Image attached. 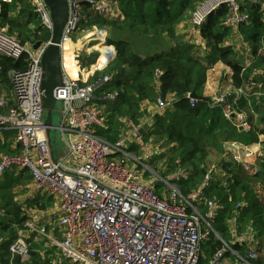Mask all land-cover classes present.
<instances>
[{"label": "built area", "instance_id": "obj_1", "mask_svg": "<svg viewBox=\"0 0 264 264\" xmlns=\"http://www.w3.org/2000/svg\"><path fill=\"white\" fill-rule=\"evenodd\" d=\"M66 1L67 20L59 43L62 82L53 90L61 114L57 128L65 143L61 158L56 157L54 140L49 146L45 135L41 58L46 42L32 49L30 44H22L8 34L0 22V55L14 60L24 57L26 62L25 69L8 72L9 91L0 87V135L11 132L16 148L19 147L13 153H0V178L14 168L26 170L33 188L54 201L49 208L28 213L29 218L9 244L8 263L0 264H13L15 258L28 261L31 243L42 245L43 260L38 264H202L203 244L210 240L219 242V246L205 264H223L230 255L237 264H262L259 262L260 257L264 258V246H259L257 233L250 225L239 231L237 213L226 221L228 240L214 228L222 206L208 196V190L214 173L220 171L217 164L211 163L199 184L183 195L178 182L189 176V169L168 172V167H164L161 172L156 171L150 157H143L148 148L140 147L139 131L142 123L153 130L152 117H146L141 124L122 120L124 126L113 142L99 134V128L107 127L106 109L119 97L118 90L110 88L114 73L92 77V71L80 68L74 55L79 52L70 44L84 19V3L100 13L110 9L104 0ZM11 2L0 0V10L2 3ZM30 2L36 19L51 34L52 21L44 0ZM243 2L259 6L264 22V0H205L192 11L190 23L200 27L220 5H226L228 12L222 23L244 43L239 27L249 23V14L241 10ZM114 55V51H109L104 58L111 60ZM71 59L76 71L72 70ZM250 64L251 55L241 63L242 71ZM226 72L231 74L230 69ZM255 72L263 76L260 69ZM160 73L157 70L156 77ZM247 83L255 84L256 91H248ZM247 83L231 91V103H227L228 91L224 90L210 95L208 102L211 108L219 107L230 125L243 132L252 128L247 114L237 108L239 100L253 97L260 102L264 97L259 78ZM190 94L187 92L184 97L194 106L197 99ZM177 100L174 96H158L153 113L171 109ZM148 138L150 144L146 146L153 147V153L159 152L154 139ZM263 143L258 140L252 151L251 143L228 139L223 142L224 159L255 175L264 165ZM138 146L143 151L141 155L137 154ZM250 154L255 155L253 160L246 159ZM221 173L223 177L225 173ZM222 185H226L225 180ZM261 192L262 189H255L256 194ZM242 206L244 202L238 201L235 209ZM236 245L250 246L251 250L243 256Z\"/></svg>", "mask_w": 264, "mask_h": 264}, {"label": "trees", "instance_id": "obj_2", "mask_svg": "<svg viewBox=\"0 0 264 264\" xmlns=\"http://www.w3.org/2000/svg\"><path fill=\"white\" fill-rule=\"evenodd\" d=\"M98 1V0H94ZM122 13V18L110 16L103 12L90 10L84 3L85 16L81 21L80 29H105L108 38L107 46H113L115 55L104 68L97 70L95 75L114 73V81L110 88L119 92L118 100L109 106L107 111V127L99 128L98 132L106 140L113 142L122 126L121 120L129 119L139 124L145 117V109L141 107L143 101L154 103L158 96H174L178 100L171 109L153 115L154 143L158 159L166 158L168 172L179 168L190 170L186 179L178 182L181 193L187 195L201 181L206 169L211 163L217 164L223 171L214 173L212 186L208 196L214 198L222 206L214 221V228L224 239H229L226 221L232 214H238L239 231L250 225L257 233L259 246H264V190L260 195L255 193L256 179L264 181L263 169L252 177L243 169L234 166L224 159L223 142L234 138L245 143H251L257 138V133H264V127L251 129L248 132L238 131L225 119L219 107L211 108L208 105L209 97L203 94L207 71L211 64L221 62L230 69L232 84L235 88L248 80L262 81L264 87V22L259 6L243 2L241 10L249 14V23L240 25L239 29L244 40L252 47L251 64L242 71L240 63L234 59V50L227 44L231 30L223 25V19L228 12L226 5H220L212 12L200 27L199 34L208 47L203 62L194 52L192 43L183 41L176 36L177 25L186 20V13L192 11L205 0H113ZM30 0H12L11 3H2L0 22L6 27L10 35L17 37L22 44L36 41L47 42L50 32L44 29L32 12ZM189 17V16H188ZM171 40L167 48H163L164 40ZM98 59L97 65L105 63L108 51ZM159 49V50H158ZM24 57L14 60L0 55V82H7V72L22 70L26 67ZM94 58L89 56L86 63H93ZM83 67V66H82ZM90 67H88L89 69ZM254 69H260L263 76H251ZM92 69H90L91 71ZM161 73L156 77V71ZM102 72V73H101ZM85 74V73H84ZM85 76V75H84ZM198 95L194 106H190L187 93ZM230 98V97H229ZM228 98V99H229ZM231 99V98H230ZM229 99V101H230ZM238 110H260L264 108V97L260 102L253 97L240 99ZM259 122L264 116H258ZM257 130V131H256ZM6 134V133H5ZM11 134V133H7ZM147 135V137L149 136ZM13 135V134H12ZM0 153H13L12 144L0 141ZM10 147V148H8ZM19 148V147H17ZM215 155L217 161L209 160ZM21 171V172H20ZM31 182L26 170H19ZM19 172L6 171L0 178V262L8 263L10 253L9 244L16 237L17 229L29 218L28 213L34 209L44 210L53 206L50 196H26L23 201H16L18 188L24 184ZM26 172V173H25ZM225 175L216 178L219 175ZM226 185H222V181ZM256 184V183H255ZM264 184V183H263ZM26 185L21 186L24 190ZM18 189V190H17ZM243 201L244 206L235 209V204ZM29 210V211H28ZM219 246V242L209 241L204 247L206 256L210 257ZM244 255L242 247L235 246ZM42 245L31 243L30 259L21 262L18 258L13 264H38L42 262ZM263 259V260H262ZM261 263L264 258L260 257Z\"/></svg>", "mask_w": 264, "mask_h": 264}, {"label": "crops", "instance_id": "obj_3", "mask_svg": "<svg viewBox=\"0 0 264 264\" xmlns=\"http://www.w3.org/2000/svg\"><path fill=\"white\" fill-rule=\"evenodd\" d=\"M104 2L107 4V6L109 7V9H113L115 11V13H110L108 11L105 12V13H107L110 16H113V17L122 18V13H121V11H120V9H119L116 1H113V0H104ZM32 12L35 15L33 8H32ZM84 13H85V11H84ZM189 14H190V12L188 11L186 13V15H185L187 19L184 20V21H182V22H180L177 25V27H176V36L182 37L183 38V41L192 43L194 45V49L193 50L196 53V55L203 62H205V60H206L205 59V55L207 54L208 47H206L204 40L201 38V36L199 34V29L198 28H195V27H193L191 25V23H190V17H188V16H190ZM84 30H87V29H83L82 31H84ZM91 30L89 31V29H88V32L86 34H84V37L82 38V40L74 39L75 42H77V43L80 41L81 47L76 48L75 45H77V43L75 44L74 42H72V45H73L72 47L74 49H77V51L79 52L78 54H76V53L74 54L76 56L75 60H77L79 63H86V59L89 56H91V57L94 58V60H93V63L88 66V67H90L88 69L89 72H90V69H92V68H93L94 71H96V69H97L100 72L101 70H103L106 67V66H104L105 63L103 65H101V66L97 65L98 59L104 54V52H103L104 49L108 50L107 48L110 47V48H113L112 50L114 52H115V49H114L113 46H107L105 44V40L108 38V32L105 29L94 28L92 31ZM239 33L242 35V33H241L240 30H239ZM42 43H45V42H42ZM170 43L171 42H168L167 40L166 41L164 40V44L162 45V47L163 48L164 47L167 48ZM226 43L227 44H231L233 46L234 59L240 63L239 64L240 66H241V63L244 61V58H246V57L248 58L250 55L252 57V47L248 43H246L245 40H244V43H243V41L239 38V36H237L236 33H233V31L230 33L229 37L227 38ZM26 44H30L31 47H32V44L31 43L27 42ZM89 46H92V50L91 49H88ZM249 46H250L251 49L249 48ZM108 53H109V51H108ZM239 53L240 54H243L244 53V54L239 57ZM105 62H106V60H105ZM226 68H227L226 65L223 64V63H221V62H219V61L216 62V63H214V64H211L210 65V68L207 71V78H206V82L204 84L203 94L205 96H208L209 97L211 95V93L213 94V93L219 92L221 90L228 91V95L226 97V101H227V103H231L232 100H233V97H234L231 91L235 87L232 84L231 74H229L228 72H226ZM212 71H215L217 74H218L217 71H219L220 73L222 71V73L220 74V76H216L215 75L216 77L212 78V76L210 75L211 74L210 72H212ZM224 72H226L227 74L225 73V75H224L225 76V79L222 80L221 79V76H222V74ZM251 76H254L255 78H257L258 77L257 76V72L252 73ZM209 78H211L210 85H209ZM248 82H249V80H248ZM243 83H247V81L246 82L244 81ZM2 84L3 83L0 84V87L1 88H3V85ZM247 84L250 86V87L248 86V91H250V92L256 91L257 88H256V85L255 84H253V83H247ZM9 89H8V91H9ZM228 98L230 99V101H229ZM247 98H251V97H247ZM152 106H153V103H151L149 101H143L142 102L141 107L143 109H145V112H146L145 117H152L153 118V115L155 113H153L154 109H153ZM259 109L262 110V111H264L263 108H259ZM240 111L245 112L246 110L245 109H242ZM249 112L251 113V110H249ZM247 114L249 115V113H247ZM248 120L250 121L251 128L253 130H254V128H258L260 130V127H262V125H263V120L259 122L258 117H257L256 121L255 120L253 121V120H250V119H248ZM139 124H141V123H139ZM141 126L142 127L140 128V131L139 132H140V139L142 140V139H145L150 132L154 131V127H153V130H150V126L147 125V124H143L142 123ZM121 130H122V127H121ZM121 130H120V133H121ZM261 134L264 135V133H260V131H259V133H257V138L253 142H251V146L250 147H251L252 151H255L256 150V146L257 145L255 143L259 140ZM254 157H255V155H253V154H250L248 156L246 155V159L247 160H253ZM30 185H31L30 187L32 188V194L29 195L28 193H25L24 192V189L23 188H18L19 190L18 189L17 190L19 192L16 195V198H15L16 201H23L26 198L27 195L28 196H32V197L33 196H40V194L33 188V185H32L31 182H30ZM28 187H27L26 191L29 190ZM21 197H22V199H20ZM1 239L2 238H0V240ZM257 240L259 241L258 237H257ZM208 242L209 241H207V242H205L203 244V252H204V247L206 246V244ZM238 246L243 248L244 255L242 253H240L243 256H245L247 254V252H249L251 250L250 249V246H246V245H238ZM238 251H239V249H238ZM257 251H258V249H257ZM207 260H208V256H206V253L204 252V255L202 257L201 263L202 264H205ZM262 260H261V262H262ZM261 262H259V263H261ZM223 264H237V261H236V258L234 256L230 255Z\"/></svg>", "mask_w": 264, "mask_h": 264}, {"label": "water", "instance_id": "obj_4", "mask_svg": "<svg viewBox=\"0 0 264 264\" xmlns=\"http://www.w3.org/2000/svg\"><path fill=\"white\" fill-rule=\"evenodd\" d=\"M47 5L52 21V32L41 58L43 70L41 90H42V108L44 110L45 135L49 146H51L50 131L53 126L52 111L57 107V100L53 95V90L61 85L62 67L60 55V38L67 20V1L66 0H44ZM42 44L36 41L32 44V49H37ZM190 96L199 99L198 95L191 93ZM142 131V130H141Z\"/></svg>", "mask_w": 264, "mask_h": 264}, {"label": "rangeland", "instance_id": "obj_5", "mask_svg": "<svg viewBox=\"0 0 264 264\" xmlns=\"http://www.w3.org/2000/svg\"><path fill=\"white\" fill-rule=\"evenodd\" d=\"M110 13H115V11L113 10V9H110V11H109ZM190 17V16H189ZM95 28V27H94ZM93 28V29H94ZM92 29V30H93ZM91 29H89V31H90ZM91 30V31H92ZM240 30V29H239ZM88 32V29L87 30H84V31H82L81 29H79L78 30V32L73 36V42L76 44L77 42H75V40L74 39H78V40H82V38L84 37V34H86ZM167 41L168 42H171V40H169V39H167ZM83 46V45H82ZM75 47L76 48H79V47H81V43H80V41L77 43V45H75ZM88 49H91L92 50V46H89L88 47ZM244 54V53H243ZM243 54H240L239 53V57L240 56H242ZM113 59V58H112ZM109 61H111V60H109ZM108 60H106V62H105V65L104 66H106L107 64H108V62H109ZM81 66H84L83 67V71H86V70H88V66H89V64L88 63H80V67ZM96 71H97V69H96ZM96 71H94V73H93V68H92V72H91V76L93 77V76H95V72ZM101 71H105V69H103V70H101ZM226 71H229V69L228 68H226ZM9 72V71H8ZM7 72V82H4L2 85H3V88L5 89H9L10 88V86H11V83H10V79H9V73ZM218 72V74L215 72V71H212V72H210L211 74V76H212V78H214V77H216V76H220V74L222 73V71H221V73L219 72V71H217ZM102 73V72H101ZM225 73L226 72H224L223 74H222V76H221V79L223 80V79H225ZM227 74V73H226ZM216 75V76H215ZM210 80H211V78H209V85H210ZM9 86V87H8ZM5 91V90H4ZM211 95H212V93H211ZM264 109V108H263ZM246 110V109H245ZM246 112V114L247 113H249V115L247 114V117H248V119H250V120H255L256 121V119H257V117L258 116H260V115H263L264 116V111H262V110H253L251 113L248 111V110H246L245 111ZM60 120H61V114H60V111H59V109L56 107L53 111H52V123H53V127H55V128H52L51 129V131H50V137H51V139H52V141L54 140V143H53V146H54V148L56 149V157L57 158H61V157H63L64 155H65V143H64V141L61 139V133H60V131L58 130V126H59V124H60ZM121 123H122V126H123V122H122V120H121ZM262 127H264V124L262 125ZM8 133H11V132H8ZM2 135V136H1ZM1 135H0V141L1 142H8L9 144H11L12 142H13V144H12V148L11 149H13V150H17V149H19V148H16V143H15V139H14V136L12 135V133L11 134H5V133H1ZM149 137L151 138V139H154L155 138V133H152L151 135H149ZM259 140L260 141H263L264 140V135H262L261 134V136H260V138H259ZM142 141V144L140 145V147H144V148H148L147 150V152H145V154L143 155V157H145L146 159H148V157H150V162L152 163V165H153V167H154V169L156 170V171H162L163 169H164V167H167V165H166V163H165V161H166V158H163V159H161V158H159L158 159V154L157 153H160L161 154V152H162V149H156V150H158L159 152H155V153H153V151H152V148L153 147H148V146H146L147 144H150V142H149V138L148 137H146L145 139H142L141 140ZM1 144V143H0ZM264 144V143H263ZM156 148L158 147V145H156L155 146ZM8 148H10V147H8ZM143 153V151H141L140 149H139V146H138V149H137V154H142ZM209 160H211V161H217V158H216V156L215 155H213V156H210V158H209ZM264 168V165L262 166V169ZM219 169L221 170V171H223L222 169H221V167H220V164H219ZM261 169V170H262ZM263 171H264V169H263ZM10 173H13L14 175H16V173L17 172H19V169H17V168H14V169H12V170H10L9 171ZM14 172H16V173H14ZM21 172V171H20ZM19 172V173H20ZM26 173V172H25ZM243 173H247V172H243ZM21 174V176H22V181L24 182V184L22 183V184H20L21 186H24V185H26V182H25V180H26V176H25V174H23V173H20ZM145 175L146 174H144L143 175V178H144V180H146V181H148V179L147 178H145ZM249 175V174H248ZM221 177V175H219V176H217L216 178H220ZM249 177H252V175H249ZM257 181H255V183H253V185L255 186L254 187V189H263L264 190V181H263V183L262 182H260V181H258V179H256ZM27 187L29 188V190L28 191H26V189H27V187H26V189L24 190V192L25 193H28L29 195H31L32 194V188L30 187L31 185H30V181L28 182L27 181ZM20 186V188H22ZM20 199H22V197L20 198ZM52 199V198H51ZM53 200V199H52ZM259 254H260V256L262 255V251L261 250H259ZM203 255H204V253H203Z\"/></svg>", "mask_w": 264, "mask_h": 264}, {"label": "bare ground", "instance_id": "obj_6", "mask_svg": "<svg viewBox=\"0 0 264 264\" xmlns=\"http://www.w3.org/2000/svg\"><path fill=\"white\" fill-rule=\"evenodd\" d=\"M73 45L72 44H70V47H72ZM71 64H72V70L73 71H76L77 70V66H75V64L73 63L74 62V60L73 59H71Z\"/></svg>", "mask_w": 264, "mask_h": 264}]
</instances>
